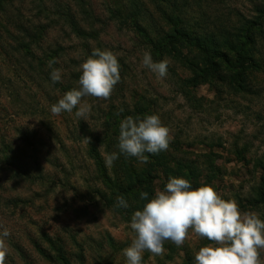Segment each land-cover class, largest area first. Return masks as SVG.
<instances>
[{"label": "rangeland", "instance_id": "374dc122", "mask_svg": "<svg viewBox=\"0 0 264 264\" xmlns=\"http://www.w3.org/2000/svg\"><path fill=\"white\" fill-rule=\"evenodd\" d=\"M7 1L6 15H20L22 25L42 24L46 28L40 49L33 50L36 58L57 47L63 51L52 68L46 60L47 66L41 68L36 58L24 55L10 38H0V233L5 228L11 233L3 237L7 248L5 264H51L40 259L34 249L37 244L41 250L52 252L43 241L45 236L52 240L57 252L61 249L69 264H126L122 250L130 246L135 235L130 227L132 215L124 219L119 212L106 208L101 195L107 192L106 186L87 156L88 140L82 136L79 123L84 132L98 134L108 109L132 111L140 99L148 104V112L158 115L170 129L166 152L194 162L201 173V184L211 176L212 181L206 185L239 206L252 196L261 174L255 160L264 159V71H252L249 91L244 94L224 92L217 96L208 86H200L192 91L199 105H191L177 88L178 81L188 77L186 70L166 59L167 75L158 78L142 66L147 50L137 43L132 26L119 28L109 19L108 9L114 0H84L94 17L88 23L98 31L99 41L90 44V52L96 48L112 51L123 63L121 80L108 100L83 98L91 106L87 121L75 115L77 109L53 115L51 105L66 93V86L78 87V69L85 61L81 42L71 36L62 18L55 19V11H70L84 28L88 23L83 21L75 0ZM120 1L127 4L126 0ZM183 1L195 20L205 18L223 26L256 18L264 3ZM136 2L149 21L167 30L153 4L148 0ZM2 14L0 11V19L4 18ZM253 31L258 56L264 57V19L261 27ZM53 68L61 69L60 82L49 81ZM205 156L208 161H204ZM13 157L20 161V169L10 163ZM103 160L105 163V156ZM164 183V178L158 179L155 191L163 190ZM240 210L255 212L264 220V205ZM209 243L189 230L183 246L165 241L163 255L145 251L142 264H182L187 258L196 264L195 252ZM261 259L264 260V250Z\"/></svg>", "mask_w": 264, "mask_h": 264}, {"label": "trees", "instance_id": "16d2710c", "mask_svg": "<svg viewBox=\"0 0 264 264\" xmlns=\"http://www.w3.org/2000/svg\"><path fill=\"white\" fill-rule=\"evenodd\" d=\"M136 1L126 0L127 4H125L120 0H114L113 7L108 9L109 19L116 22L119 28L130 24L137 43L150 52L154 61L169 59L188 72V77L178 81L177 88L191 105H199L200 100L192 91L200 86H208L217 96L224 92L232 95L244 94L249 91L248 82L252 71H264V57L258 56V48L253 38V30L259 29L264 19V3L258 9L260 15L256 18L223 26L219 22L215 23L205 18L195 20L191 15L189 16L183 0H148L166 23L167 30H163L146 18L141 4ZM75 2L81 11L83 21L92 22L94 17L86 2L84 0H75ZM8 3L7 0H0V11L4 14H2L4 18L0 19V38L3 40L7 36L24 55L35 59L33 50L40 49L46 28L42 24L22 25L20 15H12V17L11 14L6 15L4 7ZM55 12L57 13L55 19L62 18L71 36L81 42L86 60L92 54L90 44L99 41L98 31L89 23L85 26L87 28L80 26L79 20L70 11L58 12L57 9ZM62 51V48L57 47L48 53L43 52L35 61L41 68H45L47 65L44 60L48 63L53 58H58ZM119 64L123 65L120 61ZM72 89L67 85L65 91ZM140 101L144 103L138 101L140 105L138 106L137 102L132 111H128L127 108L108 109L101 125L102 132L98 134L91 131L84 132L83 124L79 123L82 136L84 134L88 140L87 156L95 163L106 186L107 192L101 194L106 201L105 206L107 209L119 212L124 219L130 217L134 209H140L147 202L140 199L141 191L148 192L149 199L154 197L158 179H165L162 189L165 188L169 177L188 179L193 188L206 185L213 179L207 176L205 183L201 184L199 182L201 173L194 162L171 156L166 151L157 155L145 153L148 156L146 164H141L135 157L126 158L124 155H119L112 166L106 168L103 157L112 152L119 153L117 145L121 120L127 116L142 119L146 115H152L148 112V104L145 105L143 99ZM100 148L103 153L99 152ZM208 156H205L204 161H208ZM19 162L13 157L10 163H14L16 168L20 169ZM255 166L261 171L258 185L255 186L247 202L239 206L240 209L264 205V159L255 160ZM210 168H214L213 164ZM121 196L127 201V208L116 206L117 198ZM43 241L50 246L52 252H45L35 244L34 249L40 259L51 264H69L60 248L57 252L50 238L45 236ZM182 264H191L190 259L187 258Z\"/></svg>", "mask_w": 264, "mask_h": 264}, {"label": "clouds", "instance_id": "9594fccd", "mask_svg": "<svg viewBox=\"0 0 264 264\" xmlns=\"http://www.w3.org/2000/svg\"><path fill=\"white\" fill-rule=\"evenodd\" d=\"M59 61L55 58L48 67ZM142 66L158 78L167 75L168 61H153L145 51ZM78 87L67 91L57 103L51 105L53 115L72 113L87 121L90 105L83 98L108 100L120 82V64L110 50L93 49L92 54L81 63ZM51 80L61 81V69L53 68ZM170 129L164 126L158 115L144 118L127 116L119 124L118 149L105 155L106 166H112L119 155L135 157L141 164L148 163L145 153L157 155L169 149ZM140 199L147 201L142 210L131 216L130 227L135 233L130 246L122 250L126 264H142L143 253L163 255L164 242L177 247L184 245L189 230L211 243L195 252L196 264H264V220L255 212H241L235 200H225L210 185L193 188L188 179L169 177L163 190H156L153 198L140 192ZM117 207L127 208V201L117 198ZM11 233L5 228L0 233V264H5L7 248L3 237Z\"/></svg>", "mask_w": 264, "mask_h": 264}]
</instances>
